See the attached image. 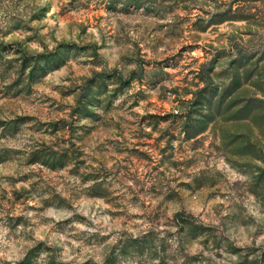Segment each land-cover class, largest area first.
Listing matches in <instances>:
<instances>
[{"label":"clouds","instance_id":"clouds-1","mask_svg":"<svg viewBox=\"0 0 264 264\" xmlns=\"http://www.w3.org/2000/svg\"><path fill=\"white\" fill-rule=\"evenodd\" d=\"M85 3L89 0H0V39H7L3 32L15 18L23 35L35 34L31 42H22L30 56L53 53L59 61L51 68L47 60L41 61L45 74L21 103L13 106L0 99V120L14 119L13 113L28 117L16 132L0 135V152L10 153L0 163V264H264V185L257 186L259 172L226 151L222 141H216V151L194 147L182 166L173 167V156L164 158V175L157 173L159 183L150 194L165 210L157 219L151 202L138 199L137 178L123 171V150L133 142L127 133L148 114L147 103L125 104L129 93L110 99L108 82L109 94L95 96L98 106L88 105L92 116H72L70 106H76L86 81L96 73L118 71L127 79L135 72L130 93L149 99L171 97L170 89L180 83L174 78L179 70L172 67L162 71L173 79L160 80L155 88L141 76L142 61L171 54L176 13L154 15L153 0H90L88 9ZM37 8L48 11L43 19L33 20ZM189 8L205 24L211 16L199 9L216 10L212 0H189ZM89 12L95 22L88 25L87 36L96 54L88 53L85 60L86 53L77 48L57 52L65 40L79 42L75 37L80 25L74 21L86 19ZM228 31L235 44L214 67L210 90L222 91L232 82L216 74L240 59L237 45L257 50L264 37V26L249 20L236 21ZM157 35L165 43L157 45ZM202 111L207 114L206 105ZM175 114L180 115L179 109ZM57 120L72 125L75 139L54 131L62 129ZM143 132H152L147 122ZM74 143L83 153L81 165L50 160L54 152L73 159ZM171 143L172 149L180 147L178 141ZM255 163L264 168L261 160ZM13 193L24 196L21 204Z\"/></svg>","mask_w":264,"mask_h":264},{"label":"rangeland","instance_id":"rangeland-1","mask_svg":"<svg viewBox=\"0 0 264 264\" xmlns=\"http://www.w3.org/2000/svg\"><path fill=\"white\" fill-rule=\"evenodd\" d=\"M72 3H75V0H72ZM89 3H85L83 7L88 9ZM153 3L157 5L153 12L158 17L176 13V21L173 25L175 32L168 45L171 54L162 58L157 54L156 59L142 61L144 67L141 69V76H146L149 86L155 88V84L160 80L173 79L170 74L163 73V67L178 69L174 78L180 83L170 89L172 96H153L149 99L141 93L131 94L133 80L137 76L135 72L127 79L118 71L110 74L96 73L86 81L76 106H70V111L72 116L76 113L92 116L93 114L87 110L88 105L98 106L99 101L95 96L100 93L109 94L108 82L112 85L110 99L129 93L125 104L131 101V106L137 107L140 100L147 103L148 114L140 116L138 124H131L130 132L127 133L133 137V142L123 150V171L137 178L138 199L151 202V210L159 219L165 210L151 199L150 194L155 192V186L159 183L157 173L164 175L162 167L167 162L164 158L173 156V167L177 163L182 166L183 161L191 155L196 146L202 150L216 151L218 150L216 141H222L226 151L243 160L246 167L259 172V176L254 177L257 186L264 185V168L255 163L256 160L264 162V98H262L264 97V37L257 42L259 44L257 50L251 46L241 48L237 45L240 59L232 60L227 68L216 74L225 79L232 78V82L222 91L219 87L211 90L209 88L211 73L216 65L221 64L224 50L235 44V38L229 34L228 29L238 20L254 21L259 26H264V0H212L216 6L214 12L206 8L199 9L205 16H211L207 24L201 17L193 18L189 0H153ZM191 3L195 4L196 0H191ZM111 6L110 4L109 7ZM225 8L226 10L221 11ZM46 11L47 8H37L32 14V19H43ZM13 20L12 27L3 32V36L7 39H0V99H5L9 105L15 106L31 91V85L38 82L39 77L45 74V67L42 66L41 61L47 60L49 68L59 61L53 53L38 57L30 56L22 42H31L35 34L23 35L20 32V22L15 18ZM94 22L95 16L91 12L87 14L86 19L84 17L76 19L74 23L79 24L80 27L75 39L79 42L65 40L59 43L56 51L77 48L86 53L83 59L89 60L90 56L87 54L95 55L96 45L88 39L87 27ZM28 31H31L30 27ZM155 42L160 45L165 43V40L157 35ZM251 43L250 41L249 45ZM105 48L110 52L107 46ZM149 51L152 52L154 49ZM210 55L211 59L208 60ZM5 81L9 82L5 83ZM141 82L143 83L144 80ZM189 96L191 99H188ZM205 105L207 114L202 111ZM177 109L180 115L175 114ZM13 115H15L14 119L0 120V128L4 130L0 135L16 132L19 123L28 119L15 113ZM195 117L199 119L194 120ZM145 122L151 127V133L143 132ZM55 124L62 125V129L54 127V131L63 130L67 133L66 139H75V130L67 120H57ZM194 124L197 126L194 127ZM100 131L103 132L104 129ZM172 141H178L180 147L172 149ZM149 148L152 150L151 154L146 151ZM72 149L73 159L66 160V152H54L50 160L81 165L83 153L75 143L72 144ZM9 155L8 152H0V163H3ZM96 190L99 191V187ZM261 190L264 191V187H261ZM13 195L16 197L17 205L24 200L23 195L18 193ZM211 211L212 208L209 207V212ZM22 219V217L18 218L17 223ZM181 223L185 221L181 220ZM187 226L192 227L190 224ZM180 231L183 232L184 228L182 227ZM211 242L215 244L214 240ZM33 254L29 253L30 256Z\"/></svg>","mask_w":264,"mask_h":264}]
</instances>
